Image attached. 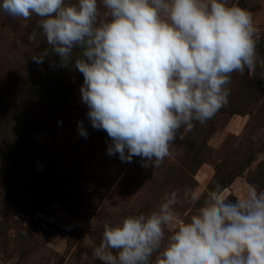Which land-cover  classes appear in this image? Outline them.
<instances>
[{"label":"clouds","instance_id":"1","mask_svg":"<svg viewBox=\"0 0 264 264\" xmlns=\"http://www.w3.org/2000/svg\"><path fill=\"white\" fill-rule=\"evenodd\" d=\"M100 3L103 12L98 0H2L0 11L39 18L48 47L30 57L36 64L51 54L65 67L74 60L91 126L107 133V153L123 162L140 157L142 166L159 167L182 128L206 123L228 102L232 73L264 69L251 14L227 0ZM78 131L87 137L82 121ZM177 197L173 191L148 215L105 223L93 256L103 264H264V191L250 184L231 200L216 185L188 220L175 211Z\"/></svg>","mask_w":264,"mask_h":264},{"label":"rangeland","instance_id":"2","mask_svg":"<svg viewBox=\"0 0 264 264\" xmlns=\"http://www.w3.org/2000/svg\"><path fill=\"white\" fill-rule=\"evenodd\" d=\"M227 3L251 14L258 59H264V0ZM98 5L103 12L100 0ZM38 20H13L0 11V264H103L93 251L105 223L148 215L173 191L183 220L216 185L231 200L242 198L250 184L264 191L259 65L256 77L247 70L232 73L228 102L206 123L182 128L183 138L159 167H144L140 157L129 163L107 153L111 140L91 126L74 60L65 67L56 54L43 64L30 58L48 47ZM81 121L86 138L78 131ZM194 193L200 200L192 199Z\"/></svg>","mask_w":264,"mask_h":264}]
</instances>
